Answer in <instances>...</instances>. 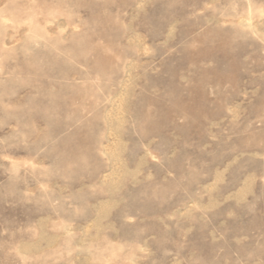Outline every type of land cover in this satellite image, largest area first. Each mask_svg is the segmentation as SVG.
Wrapping results in <instances>:
<instances>
[{
    "label": "rangeland",
    "instance_id": "1",
    "mask_svg": "<svg viewBox=\"0 0 264 264\" xmlns=\"http://www.w3.org/2000/svg\"><path fill=\"white\" fill-rule=\"evenodd\" d=\"M0 264H264V0H0Z\"/></svg>",
    "mask_w": 264,
    "mask_h": 264
}]
</instances>
